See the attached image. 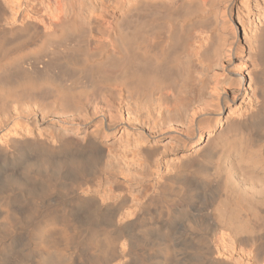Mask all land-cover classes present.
Returning a JSON list of instances; mask_svg holds the SVG:
<instances>
[{
    "label": "rangeland",
    "instance_id": "obj_1",
    "mask_svg": "<svg viewBox=\"0 0 264 264\" xmlns=\"http://www.w3.org/2000/svg\"><path fill=\"white\" fill-rule=\"evenodd\" d=\"M142 1L0 0V30L22 27L25 21L32 23L27 30H16L18 32L6 36L3 41L7 44L5 47H11L12 56L25 55L21 59L23 66L34 60L42 67L46 55L53 51H77L75 61H80L87 51L95 58L105 56V48L117 54L118 49L109 33L117 36L121 32L141 31L148 33L150 41L158 37L173 38L170 55H174L177 69L167 75L166 84L159 90L129 91L116 78L118 69L112 65L113 57L109 55L100 61L93 77L80 78L83 82L79 80V84H75L82 89L74 90L78 100L71 106H61L47 93L17 103L7 102L0 109V146L10 145L9 138H36L66 145H60L61 148L45 156L40 153L43 147L38 145L26 150L7 147L6 154L0 152L1 203L8 201L7 209L16 212L15 216L27 215L24 213L33 209L37 191L45 183H51L46 194L37 197L36 209L63 206L74 217L77 215L75 218L81 217L77 218L81 223L90 218L95 225L108 229L112 224L124 226L125 232L138 242L137 255L127 258L126 264H156L161 241L175 247L174 255L182 264H264V226H258L256 229L261 228L251 233L252 240L249 235H242L244 240H239L242 236L232 238L212 223L209 214L211 202L216 198L214 187L190 192L188 200L183 202L187 212L176 213L173 218L165 212L157 218L153 214L157 209L155 203L145 204L149 197L160 194L158 180L172 173L179 157L197 154L205 139L226 122L258 109L264 95V56L259 51L264 0H200L199 4L185 3L184 6H180L181 0H158L172 9L170 12L163 9L165 14L169 12V17L167 13L155 18L144 11ZM70 22L76 29L70 30ZM58 24H64L63 29L69 36L47 40L49 48L37 54L34 44L42 41L40 33L54 31ZM27 40L29 43L20 47ZM105 42L110 44L103 48ZM69 76L61 80L69 84L73 81ZM186 103L197 105L196 121L190 122L183 113ZM196 125L203 128V137L187 145L185 135L193 133ZM91 137L100 148V157L94 162L87 160L88 150L80 147ZM146 147L154 149L146 154L143 151ZM75 153L79 158L72 157ZM46 156L52 161L49 173L42 166ZM75 159H83L80 162L84 168L78 169L73 163ZM54 163H59V168ZM78 194L89 197L92 208L78 203L75 200ZM60 200L69 201L63 205L59 204ZM140 204L142 220L136 224L133 222L134 209ZM4 209L1 205L0 210ZM147 213L152 215L146 216ZM35 214L27 225L16 222L13 232L5 237L4 241L10 243L8 251H3L5 264L19 260L28 264L35 262L33 252L29 251L33 249L29 242L34 238L31 231L36 225ZM197 247L198 250L203 248L198 251ZM211 249L214 250L212 256L207 252Z\"/></svg>",
    "mask_w": 264,
    "mask_h": 264
},
{
    "label": "bare ground",
    "instance_id": "obj_2",
    "mask_svg": "<svg viewBox=\"0 0 264 264\" xmlns=\"http://www.w3.org/2000/svg\"><path fill=\"white\" fill-rule=\"evenodd\" d=\"M185 3L199 4L200 0H181L180 6H184ZM142 4L140 3V5L144 7V11L147 10L148 13L151 14V16L149 14L150 18H155V16L161 14L164 15L165 13L163 9H165V11L168 10L169 12L172 9L171 6L166 5L163 1L161 2L158 0H143ZM168 11L166 14L168 13L167 16L169 17ZM166 14L164 16H166ZM30 23L31 22L29 21H25L24 26L22 27L11 26L9 28L0 30V109H3L7 102L16 101L17 103V101H23L29 98H38V96L40 97V95L44 93L51 95L52 98L56 100V102L65 108L68 105L71 106L78 100V94H75L74 90L77 91V89L81 88H77L75 84H79V80L81 81V79L84 77L86 79L93 77L100 61L103 59V57H108L109 55L113 57L112 65L116 66L118 69L116 78H118V80L120 79V84H123L126 89H129V91L135 90L142 93L153 89L159 90L166 84L167 75H172V73L177 70L176 64L174 63V55H170L173 38L171 39L169 37L168 39H164L158 37L156 39L155 37V41H152V39L150 41L147 37L148 33L132 30V32H121L119 34L116 33L117 36L109 33L111 38L114 39V46H116L118 49L117 54L110 53L108 48H105L110 44V42H105L103 44V48H105L104 50L106 52L105 56L102 55L101 57L95 58L94 55V57L90 56V51H87L83 57L78 55L79 57H82L80 61H75L77 58L75 53L77 51L69 52L68 50L63 52L61 50V52L57 50L58 52H54L52 48L50 51H53L54 53L51 52L50 54L49 52V54L46 55L47 58L42 61V67L40 66L41 68L37 66V63L34 60L32 62H26V66H23L21 59L25 57V55L20 54L18 57L12 56L11 47L10 49L9 45L8 47H5L7 44L5 45L3 41L4 38L6 39V36L12 35L14 32L21 30L24 31V29L27 30L28 25L30 26ZM56 27L57 28L54 31L40 33V40L42 41L38 44H34L35 48L33 47L37 54H39L40 51L42 52L43 49L49 48L48 43L50 41L47 43V40H55L61 37L64 38V36H67V34L69 36V33L63 29L64 24H58ZM68 27L70 30L76 29L74 23L72 22L69 23ZM262 28V50L260 49L259 51H262L261 56H264V24ZM28 43L29 40L20 44V47L21 45L24 46ZM17 45L19 47V44ZM202 46L203 44L200 45V47ZM40 57L41 56H39V58ZM262 59H264V57H262ZM19 60V64L17 63L16 65L15 63ZM65 75H70L69 77H72L73 81H70L69 84H66L67 81L64 82V80H61V78ZM116 78L115 80H117ZM90 79L92 80V78ZM164 96L168 97V95ZM261 97V102H259L260 104L256 111L251 112L249 115L243 118L239 117L226 122V124L221 127L220 130L215 132L213 136H208L205 139L204 143L200 146L198 151H196L197 154L191 153L185 155V157H179L177 159L178 162H176V165L173 166L172 173L164 176L163 180H158L157 185L160 194L149 197L145 202L146 205H150L153 202L155 203L157 209L155 210L156 213L153 214L157 218L162 212H165L169 218L175 217L176 213L183 215L185 210L187 212L186 206L183 205V202L190 192L195 190L204 191V189L214 187L216 198H214L211 202L212 208L211 214H209L213 221L212 223H214L215 226L220 227V229L223 231L232 235V238L233 236L235 238V236L239 237L245 235L246 237L249 235L250 238H248L250 240L253 239V237L251 238L253 235H251V233L254 230L261 228L260 227L256 229L258 226H264V95ZM186 104L187 106L184 105L183 107V113H185L190 122L196 121L198 119L195 118L198 112L197 105L195 103L189 105L188 103ZM203 134V128L199 127V125H196L195 131L193 133L185 135L187 145H191L193 142L201 140ZM9 140L8 141L10 142V145H7V147L14 148L15 150H26L32 145L42 146L43 148L40 150V153H42L43 156H45L47 153L54 152L57 148H61L60 145H66L64 143L57 145L44 139L36 138H9ZM86 140L87 141L84 143V145H80V147L82 149L86 148L88 150L87 153L89 155L87 156V160L90 159L93 162L97 161L98 156L100 157V148L96 145V141L92 139V137L89 139L87 138ZM67 142L70 143L71 140L69 139ZM7 147L6 144L4 146H0V152H4L6 154ZM153 149V147H146L143 151H145L146 154H149L153 151ZM75 154L76 155L71 156L74 158L77 156V153ZM77 157L79 158V155ZM47 158L49 159V157L46 156L45 161L42 162V160L41 162L45 171H48L49 173L48 168L52 161L49 162ZM83 159H75V161H73L78 169H81L80 166L83 165L81 164ZM55 165L57 167L58 165L60 166L59 163ZM81 167L84 168V166ZM41 173L42 171L40 174ZM17 184H19V182ZM50 187L51 183H45L39 192L37 191L38 194L36 193V197L32 203V205H34L33 209L29 210L28 208L27 210H29V214L27 211L24 213L27 215H23L21 213V216H19L20 214L15 216L16 212H12L10 208V210L7 209L6 205L8 204V201H5L6 203L3 204L4 202L1 203L0 197V206L3 205L5 207L3 212L0 210V264H5L4 262L6 261L4 259L5 257L3 251L5 250V252H7V248L9 247L8 244H10H7L4 241V239H6L5 237H8L13 232L15 225H17L16 222H20L21 226L27 225V222L31 223V221L28 220H31L32 216L34 217V215H32L33 213H37L35 214L36 216L34 221L37 226L34 224L35 227L31 231L32 236H34V238L32 237L33 242H29L31 246L33 245V249L29 250L31 253L33 252V257L35 258V262L33 264H126L127 258L137 255V241H135L136 239L133 240L131 236L125 232L124 226L112 224L110 226L111 228L108 229V227H100L97 224L95 225L90 218V220L83 219L85 222L82 220L83 223H81L77 220L79 216L75 218L77 215L74 217L71 211L67 210V208L63 207L62 205L61 208H57L53 205L54 207L49 206L41 210L36 209L38 205H36L37 197L44 194ZM181 195L182 197H180ZM190 195L191 193L189 196ZM75 200H77L81 205H84V207L91 204V202H89L90 199L89 197L87 198V196L79 197L78 194ZM68 201L69 200H60L59 204L64 205ZM145 204L143 205L145 206ZM90 207L92 208V206H89V208ZM134 210L135 213L133 222L138 224V222L142 220V216L139 214V211L141 210V204L136 205ZM151 215L152 214H146V216ZM154 215L152 218H155ZM87 216L89 217V215ZM162 222L164 221L162 220ZM162 225L163 223L160 224V226ZM214 225L212 226L211 224L210 226L214 228ZM148 226H150V224ZM82 233L85 234L83 237L81 236ZM241 239L244 240L243 236L241 238L239 237V240ZM247 240L248 239H246L245 242ZM165 243V241H161L160 244L158 243L159 245L157 244L159 246L158 253L160 255L159 259L156 261V264H182L180 263V259L174 255L176 250H174L175 247L173 246V248L171 245H167ZM126 246H128L127 249ZM182 246L184 247V245ZM202 248H199V250ZM125 249L127 250L126 252ZM213 251L211 249L207 252L210 256H212L211 252ZM182 256L184 257V255ZM11 258L13 257H10V259ZM13 264L28 263L19 260Z\"/></svg>",
    "mask_w": 264,
    "mask_h": 264
}]
</instances>
